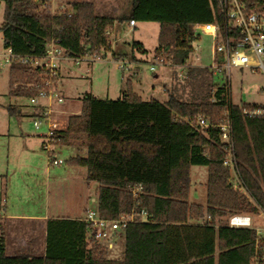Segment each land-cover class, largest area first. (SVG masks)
Listing matches in <instances>:
<instances>
[{
	"label": "trees",
	"instance_id": "16d2710c",
	"mask_svg": "<svg viewBox=\"0 0 264 264\" xmlns=\"http://www.w3.org/2000/svg\"><path fill=\"white\" fill-rule=\"evenodd\" d=\"M250 9L264 0H245ZM4 48L42 56L51 39L72 58L117 55L111 31L127 21L160 23L156 59L172 66L185 64L200 38L195 26L226 20L218 0H129L130 9L115 15L97 12L93 0H70L57 11L42 12L41 0H0ZM134 49L148 53L141 41ZM125 58V55H121ZM9 95L32 98L47 89L51 71L12 61ZM57 71L53 79H59ZM166 88L169 98L144 99L128 87L118 99L87 94L79 113H72L58 132L61 144L86 149L67 160L87 170L98 183L96 209L105 219L146 210L148 220L131 221L124 229L125 252L113 259L105 254H52V245H86L95 236L84 219L48 220V253L7 254L0 222V264H250L255 230L232 227L234 213L264 212V116L246 113L263 103H234L229 83H215L208 67H190ZM188 92V98L184 94ZM9 112H17L9 106ZM200 116L212 125H198ZM229 117L234 153L247 193L232 186L223 160L227 149L219 123ZM207 165V205L190 203L191 166Z\"/></svg>",
	"mask_w": 264,
	"mask_h": 264
},
{
	"label": "rangeland",
	"instance_id": "374dc122",
	"mask_svg": "<svg viewBox=\"0 0 264 264\" xmlns=\"http://www.w3.org/2000/svg\"><path fill=\"white\" fill-rule=\"evenodd\" d=\"M68 1L70 0H49L45 7L39 5L38 9L42 12L53 13ZM93 1H97V12L99 13L119 15L123 9L129 10V0ZM115 5L121 7V10H114ZM3 21L4 7L1 5L0 26ZM159 31L160 23L156 21H138L136 27H131L126 22H117L111 31L117 55L109 51L105 58L75 59L68 57L62 59L60 80L57 79L51 86L56 95H63L66 98V102L62 104L57 103L55 99L52 101V107L55 110L54 118L60 127L65 128L69 115L81 109L82 98L87 94L104 99H118L123 95L121 82L123 69L114 59V57H122L121 55H125L128 63L133 56L143 61L138 64L139 79L144 89L141 92L142 97L166 101L169 98L166 88L173 86L175 76H179L178 72L181 68L157 61L155 49L158 46ZM118 33H120V38L117 37ZM135 40L143 42L148 53L134 49L132 43ZM194 44L197 49L188 62L204 66L210 64L211 36L201 32L200 38ZM4 52L3 38L0 33V205L2 198H5L6 206L11 211H28L30 208L44 211L47 207L50 213H55L57 208H62L63 213H69L72 205L86 204V202L90 209L96 208V202L90 200L89 197L97 199L98 183L90 181V184H87L83 177L86 169L67 163L72 156H84L86 149H78L70 144H60L55 147V150L57 157L64 163L57 166L49 164L48 152L43 149L42 145L44 140L42 134L46 133V125H43L41 129L36 128L34 114L31 115L33 104L29 98L9 95L10 65L3 62ZM151 64H155V72L150 70ZM213 81L219 84L227 82L225 75L221 74L213 75ZM229 85L234 103L264 104V74L254 73L247 68L234 67L231 70ZM184 97L188 98V92L184 94ZM9 106L15 107L17 112L11 114ZM47 169H49L48 173ZM190 177L188 201L206 206L208 166L192 165ZM255 222L257 225H264V216L257 215ZM118 253L114 250L105 256L113 259L122 258L123 254Z\"/></svg>",
	"mask_w": 264,
	"mask_h": 264
},
{
	"label": "built area",
	"instance_id": "2783aa9c",
	"mask_svg": "<svg viewBox=\"0 0 264 264\" xmlns=\"http://www.w3.org/2000/svg\"><path fill=\"white\" fill-rule=\"evenodd\" d=\"M41 1H43V4H40V6L45 7L49 0ZM217 5L226 20L224 27H221L217 22L199 23L195 26L197 34L201 35L202 32L212 38L210 64L198 66L208 67L213 75H225L226 83L230 82L231 70L234 67L247 68L254 73L264 74V7L250 9L245 0H218ZM130 24L135 25L136 21L131 20ZM68 57L56 39H51L48 42L46 52L42 56L18 54L10 47L5 48L3 54L4 63L10 64L12 61L18 60L31 66H43L51 71V78L46 80L47 89L41 90L39 95L30 98V101L33 105L40 106L42 99L49 100L47 105L37 109L33 117L37 129H41L43 125H46V133L42 134L44 139L43 149L48 152L50 162L55 165L64 163L62 159L57 157L55 150V147L61 144L62 140L58 132L63 128L54 118L55 110L52 107V101L55 99L57 103L62 104L65 100L62 96L56 95L51 86L55 84L53 77L56 76L59 70L61 60ZM103 57L105 55L94 56V58ZM196 58L199 60L198 56ZM114 59L118 61L122 69L126 68L125 58L118 56ZM157 61L161 64H167L163 59H157ZM188 61L183 65H177L181 68L178 72L179 77H185L190 67L197 66ZM150 70L152 72L156 71L155 64L150 65ZM246 113L264 116V108L246 111ZM197 122L202 127L212 125L211 120L206 116H200ZM219 128L221 141L227 149L223 163L230 170L232 186L247 193L248 190L238 171L230 118L225 117L219 123ZM257 215L264 216V212L261 211L255 215L251 213H234L228 218V224L232 227H248L255 230L254 254L250 264H264V225L256 224ZM148 218V213L143 209L139 213L121 214L119 218L110 220L101 217L97 209L93 208L88 209L85 220L89 223V228L95 238L104 239L108 238L112 231L125 229L131 221H146Z\"/></svg>",
	"mask_w": 264,
	"mask_h": 264
},
{
	"label": "crops",
	"instance_id": "0c3cea01",
	"mask_svg": "<svg viewBox=\"0 0 264 264\" xmlns=\"http://www.w3.org/2000/svg\"><path fill=\"white\" fill-rule=\"evenodd\" d=\"M95 2L96 5H98L97 1ZM113 9L116 11H120L121 7L115 5L113 6ZM128 9H130V5ZM123 11L127 12L123 9L121 13H124ZM126 23H128L131 27L137 26V22L135 25H131L129 21H127ZM117 37H121L120 33L117 34ZM125 60L127 62L126 57ZM140 62L142 63L143 61L133 56L132 60H130L129 63L127 62L126 68H123L121 78L122 94L124 89L127 90V88L130 87L134 92L142 96L141 92H143L144 89L141 87L142 82L139 79L140 71L138 64ZM127 70L128 73H126ZM59 72L60 75L58 80H60L61 76V64L59 67ZM155 76L157 77V75ZM48 103V100H41L40 106L33 105L31 115H35L37 109L42 108L43 105H47ZM80 110L81 109H78L77 111H74V113H79ZM19 112H21V110ZM49 164L57 166L55 164H52L51 162ZM48 171L49 169H47V173ZM83 177L86 183L90 184V181L87 179V170L86 172H84ZM89 199L93 202H96L97 200L95 197L91 196L89 197ZM88 209H90V206H88V202H86V204L80 203L72 205L69 208V213H63L62 208H57L55 213H50L49 210H47V207H45L44 211H37L36 208H30L28 211H11L6 206V199L2 198V203L0 205V222L4 226L3 234L6 237L7 254H19L21 252H29L31 254H47L48 220L51 218H72L85 220ZM125 245L126 237L124 229H119L117 231H112L108 238H89L87 239L86 245H76L75 247H73L69 246L68 244L61 243L58 246L52 245L51 248L52 254L53 252L56 254H111L114 250H117L119 252L118 254H124Z\"/></svg>",
	"mask_w": 264,
	"mask_h": 264
}]
</instances>
